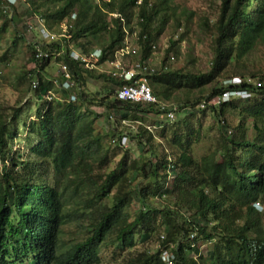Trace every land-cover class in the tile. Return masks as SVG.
Listing matches in <instances>:
<instances>
[{
    "label": "trees",
    "instance_id": "obj_1",
    "mask_svg": "<svg viewBox=\"0 0 264 264\" xmlns=\"http://www.w3.org/2000/svg\"><path fill=\"white\" fill-rule=\"evenodd\" d=\"M158 1L26 0L24 11L16 10L13 19L1 14L0 34L40 16L50 32L63 34L66 26L71 38L43 45V51L62 53L55 59L36 60L35 46L29 45L37 69L25 71L21 79L30 83L40 106L28 125L34 143L27 156L14 152L16 133L10 130L22 110H15L10 120L0 113V264H102L105 245L132 251L137 236L144 242L156 238L159 247L131 255L126 264H166L162 250L176 254L175 264H264V213L257 208L264 204V76H242L240 85L226 83L233 78L220 81L232 64L264 44V0H222L206 73L165 70L185 36L170 39L163 65L149 76V84L161 103L177 107L178 116L155 122L162 128L154 132L148 130L147 119L163 116L158 105L118 100L124 82L87 70L70 57L71 47L84 54L101 49V65L114 61L136 19L140 54L135 61H152L153 46L171 12L170 0ZM175 23L182 27L179 19ZM15 38L14 45L24 40ZM53 62L67 65L73 74L76 102L68 101L71 92L54 86L47 73ZM100 80L112 88H105L106 96L90 94L88 85ZM34 81L39 82L37 90ZM233 90L253 96L213 105V99ZM49 91L57 98L45 99ZM194 91L199 94L193 96ZM95 106L104 112H96ZM207 109L219 118L223 145L196 160L192 148L200 131L194 130L193 121ZM237 109L239 122L232 126L226 115ZM103 117L110 127L98 132ZM124 137L136 143V159L121 146ZM118 152L122 158L112 169ZM49 168L52 181L44 178ZM155 199L165 204L156 207L151 202ZM134 203L140 207L132 217L128 209ZM71 225L84 236L69 245L65 232ZM203 242L211 245L209 255L201 250Z\"/></svg>",
    "mask_w": 264,
    "mask_h": 264
},
{
    "label": "rangeland",
    "instance_id": "obj_2",
    "mask_svg": "<svg viewBox=\"0 0 264 264\" xmlns=\"http://www.w3.org/2000/svg\"><path fill=\"white\" fill-rule=\"evenodd\" d=\"M152 2H157L159 4L158 0H152ZM221 4L222 0H170V21L158 39V53L153 56L154 64L159 65L164 60L166 50L170 46V39L173 38L178 41L182 35H184L185 39L178 46L179 52L177 56L173 52L176 61L172 63L167 62L170 70L183 69L186 72L196 74L208 72L211 68L214 52V39L216 36L214 24L219 16ZM23 11L24 10H22L21 13ZM30 16L31 15L28 14L27 17ZM22 19L25 20V16H23ZM177 19L181 21V28H176L175 22ZM3 21L4 19L0 14V28ZM130 28L134 30V33L130 31ZM128 31L127 40L129 45H134L137 34L139 33L136 19L128 26ZM16 36H20L24 38V40L14 45ZM38 40L40 39L37 37L36 33L28 31L27 23H19V25L12 24L6 33L0 34V60H2L0 61V113L4 114L6 117H10V120L15 110L18 108L22 110L19 120L14 123L10 129L13 133H16L13 142L14 152L22 156L28 155L34 143V139L29 137L27 131L28 125L36 120V111L40 106V101L37 99L36 93L30 90V83L23 81L21 76L25 71H30V69H32L29 45L36 43ZM131 60L135 61L137 58ZM110 66V64H105L102 66L101 70H111ZM59 69L60 66L56 62H53L48 67L47 73L52 78H55ZM242 76L249 78L254 77L257 80L264 76V44L257 45L243 60L237 64H232L225 71L220 81L222 82L234 77L242 78ZM106 87L112 88V85H109L108 82L104 80H100L99 82H91L87 90L90 94L106 96ZM194 92L193 96L199 94L198 91ZM179 96L178 93V97ZM175 104L178 105L177 102ZM103 109L104 108L95 106L93 110L98 113H103ZM238 114V109L230 110L227 113L226 118L232 126L238 124ZM218 122L219 118L215 117L210 109H207L206 113L200 112L199 116L193 121L194 130L200 131L199 141L196 142L192 148V154L196 160H200L202 157L217 152L222 148L223 139L221 127ZM108 127H110V124L105 117L97 123L98 132L106 131ZM249 135L251 139L255 136L252 128L249 131ZM127 148L132 150L131 159H136L139 156V151L135 142L129 140ZM121 158L122 153L120 154V152H118L117 157L111 165L112 169ZM1 169L2 163L0 162V172ZM53 174V170L49 168L44 178L52 181L54 179ZM151 202L156 207L165 204L164 201L160 199H155ZM106 203L110 204V200H107ZM139 207L140 205L134 203L128 209L130 216L134 217ZM257 208L261 213H264V204L259 203ZM88 224L90 223L85 222V225ZM83 236L84 235L75 225H71L66 229L65 241L71 245ZM137 240V246L132 251L122 252L112 243L105 245L100 255L102 264H126L131 255L146 251H154L159 247L156 238L144 242L142 240L140 241L139 236H137ZM210 249L211 245L203 242L201 245L203 254L209 255Z\"/></svg>",
    "mask_w": 264,
    "mask_h": 264
},
{
    "label": "built area",
    "instance_id": "obj_3",
    "mask_svg": "<svg viewBox=\"0 0 264 264\" xmlns=\"http://www.w3.org/2000/svg\"><path fill=\"white\" fill-rule=\"evenodd\" d=\"M26 3V0H0V14L13 19L15 17V11L22 9L23 5ZM141 3V2H139ZM75 18V16H74ZM27 23V29L31 33H36L37 37L40 39L36 43H32L35 46V59L36 60H44L57 58L62 53L53 54L51 51H43V45H52L55 42H58L60 39L70 40V36L66 34L67 27L64 26L63 34H54L50 32L48 27L46 26L45 19L36 16L25 21ZM128 36V34H127ZM158 47L153 46L154 55L158 53ZM140 54V50L136 45H129V42L126 38L125 45L115 54L114 61L106 64L111 65V70H101L102 66L100 64V60L103 56V52L101 49H94L89 54H84L79 50L71 47L70 57L81 63V65L87 70H98L102 73H106L111 75L113 78L124 82V84L119 87L116 93V97L120 101L124 102H132V103H142V104H154L158 105L161 112H163V116L165 120L173 121L176 117L177 107L174 105H169L165 103H161L157 97L154 95L153 90L149 84V76L154 75L157 71L162 67V62L159 65L154 64L153 60L148 61H133L131 59L138 57ZM36 60L31 63L32 70L37 69ZM176 58L174 55L169 57L168 63L175 62ZM60 69L58 71L57 76L53 78V84L56 88L71 92L70 102L77 101V90L78 85L74 79L73 74L70 72L69 68L65 64H60ZM168 65L165 67V70H168ZM250 81V80H249ZM243 82L241 78H233L226 83H232L234 85H240ZM33 90H37L39 87V82H33ZM252 93L248 91L242 90H233L227 91L223 93L222 96H219L212 100L213 105H220L222 103L229 102L231 100H247L252 98ZM54 98H57L51 91H49L45 97V99L51 101ZM207 108V103L203 102L200 105V109L204 110ZM110 119H113L114 116L111 114ZM162 126H148V130L150 132H154L155 130L161 129ZM229 134L232 133L231 130L228 131ZM129 143L128 137L122 138L121 146L127 147ZM173 172V169H170ZM258 205V204H257ZM193 238V236H192ZM162 261L166 264H175L176 263V254L172 250H162L161 253Z\"/></svg>",
    "mask_w": 264,
    "mask_h": 264
},
{
    "label": "crops",
    "instance_id": "obj_4",
    "mask_svg": "<svg viewBox=\"0 0 264 264\" xmlns=\"http://www.w3.org/2000/svg\"><path fill=\"white\" fill-rule=\"evenodd\" d=\"M152 117H153L152 119L153 120L156 119V121H153L152 119L149 120V118L147 119L148 120V124H150L151 126H153L155 124V122H158V121H161L162 122L163 120H165L164 116L156 117V116H153L152 115Z\"/></svg>",
    "mask_w": 264,
    "mask_h": 264
}]
</instances>
